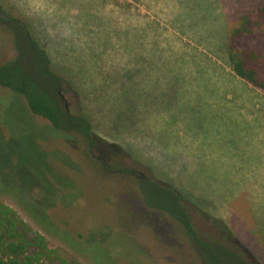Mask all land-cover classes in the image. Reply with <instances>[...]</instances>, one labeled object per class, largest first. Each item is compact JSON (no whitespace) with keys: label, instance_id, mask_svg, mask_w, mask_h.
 I'll list each match as a JSON object with an SVG mask.
<instances>
[{"label":"rangeland","instance_id":"374dc122","mask_svg":"<svg viewBox=\"0 0 264 264\" xmlns=\"http://www.w3.org/2000/svg\"><path fill=\"white\" fill-rule=\"evenodd\" d=\"M262 6L264 0H0V17H23L68 82L70 111L88 118L103 141L97 154L105 162L114 154L116 163H139L182 196L201 232H224L263 264L264 93L236 77L227 56L232 30ZM252 22L256 31L240 50L257 60L264 79V20ZM15 57L13 36L0 24V67ZM74 140L0 86V186L12 189L0 202L69 264H111L102 253L115 244L104 227L124 220L128 233L142 236L143 227L130 225L133 217L117 204L136 186L92 166ZM174 232L168 242L159 233L164 246L156 237L145 246L156 249L154 262L202 264Z\"/></svg>","mask_w":264,"mask_h":264},{"label":"trees","instance_id":"16d2710c","mask_svg":"<svg viewBox=\"0 0 264 264\" xmlns=\"http://www.w3.org/2000/svg\"><path fill=\"white\" fill-rule=\"evenodd\" d=\"M254 17L264 20V6L253 16H247L240 27L232 30L227 43V56L236 77L264 93V79L260 77L257 60L248 51L240 50L243 37L254 35L256 31L252 22ZM0 24L12 34L16 51V57L0 67V86L22 97L29 112L47 120L53 132L58 131L67 139L72 135L79 137L86 148L97 153L103 141L96 138L88 118L70 111L65 98L68 82L54 72L46 50L34 38L23 17H0ZM123 173L131 175L129 172ZM137 175V196L141 204L134 211L162 212L165 219L159 224L154 223V230L143 227L142 236L128 233L123 227V220L117 229L104 227L103 230L110 236L107 241L115 244V247H108L102 253L109 256L111 264H157L153 259L157 252L151 251L156 249H145V246L156 243V238L160 247L166 245L163 237L167 236L160 233L163 227L170 233L177 230L202 264H256L224 232L218 237L201 232L176 190L142 171ZM11 191L0 186V195ZM63 199L66 200L65 197ZM161 249L163 251L164 248ZM0 264H69V261L61 251L50 247L46 237L33 233L14 209L0 202Z\"/></svg>","mask_w":264,"mask_h":264},{"label":"flooded vegetation","instance_id":"af4514ba","mask_svg":"<svg viewBox=\"0 0 264 264\" xmlns=\"http://www.w3.org/2000/svg\"><path fill=\"white\" fill-rule=\"evenodd\" d=\"M20 100H22V97H20ZM72 138H74L75 139L74 141L77 142V147H78V150H79L78 152L83 154L85 159L87 161H89L92 164V166H95L94 164L98 163L99 165L96 164V166L97 167H101L102 170L104 172H106L107 175H115L117 177L121 176L122 177L121 179H124V180L129 179V180H132L133 183H135L136 190H130L127 193L126 192L120 193L117 196L118 199L124 200V201H120V203L117 202V204L119 206H123V207H125L127 209H128V207H130V210H128V211H129V214L133 217L131 222H130V225H132L133 227H139V228L140 227L141 228L142 227H147L149 229L154 230L153 224L154 223H158L159 224V223L162 222V219H165L164 218V214L162 212L143 211V213H139V212L134 211V209L136 207H138L139 204H141V202L139 200V197L137 196L138 195V191H137V186L138 185L136 183V178H138L137 173L140 172L139 163L133 161L131 158L130 159L125 158V160L121 159L120 163H116L118 158H117V155H114V154H112L111 157L109 158L110 161H106L105 162L97 153H95L96 151L94 152V150L86 148L85 145L82 144V141H81V139L79 137H76V136L72 135L71 139ZM98 150H97V152H98ZM90 158L92 160H90ZM111 160L114 161V163H112ZM92 161H95V162L92 163ZM124 171L131 173V175H123ZM110 203H112V202H110ZM144 210H145V208H144ZM133 213H135V215ZM126 221H129V220H126ZM162 230H163V233H161V234L163 236H167V237H165L167 242L170 239H172L170 231H166L165 227H163ZM172 234L176 235L175 232H173Z\"/></svg>","mask_w":264,"mask_h":264}]
</instances>
